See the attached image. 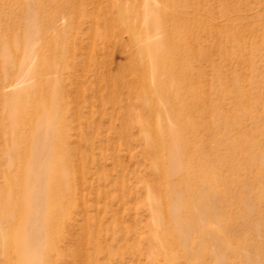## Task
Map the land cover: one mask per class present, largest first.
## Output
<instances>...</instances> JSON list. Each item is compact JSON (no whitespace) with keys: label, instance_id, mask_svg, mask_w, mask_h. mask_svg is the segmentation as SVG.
<instances>
[{"label":"rangeland","instance_id":"1","mask_svg":"<svg viewBox=\"0 0 264 264\" xmlns=\"http://www.w3.org/2000/svg\"><path fill=\"white\" fill-rule=\"evenodd\" d=\"M29 9L41 37L31 58L22 39L5 62L3 40L33 25ZM152 43L166 59L158 78L170 103L154 75L142 74ZM54 77L62 151L50 157L65 155L58 167L70 174L46 205L42 264H264V0H0V225L8 176L24 174L33 107L49 100ZM170 106L179 119L168 116ZM23 113L31 122L11 125ZM160 121L186 133L190 162L170 179L162 171L168 141L146 130ZM198 170L207 171L203 192L214 201L201 216L183 212L191 230L184 249L160 211L179 199L171 186L182 179L199 198ZM8 231L0 264H16Z\"/></svg>","mask_w":264,"mask_h":264},{"label":"bare ground","instance_id":"2","mask_svg":"<svg viewBox=\"0 0 264 264\" xmlns=\"http://www.w3.org/2000/svg\"><path fill=\"white\" fill-rule=\"evenodd\" d=\"M27 3H29V1ZM29 18L33 22V25L28 27L22 37L13 35L11 38L3 40L2 58L5 62L11 60L10 51L14 50L18 44L21 43L22 39L26 40L27 58H31L32 53L34 52L35 44L37 43L39 37H41V27L38 26L37 16L32 9H29ZM146 19L150 23L158 21L157 15L153 14L148 15ZM53 43L54 40L50 41V45ZM143 50L148 52L151 59L149 65H145L144 63L143 67H141L142 74H144L145 78L148 77L149 74L154 75L153 77L156 78L155 88H158L160 93L167 99V102L170 103L171 94L167 82L163 80V78H158L162 77V74L164 76L162 65L165 63L166 59L160 55L162 48L154 47L152 43L148 44ZM55 64L56 63H49L48 65L47 62V65L49 66L48 69L56 68L58 64ZM22 66H29V62L25 61L21 67ZM56 79L57 78L54 77L51 81H48L50 87L52 88L49 100L47 102L43 101L33 107L36 110V117L34 128L31 132L27 133L29 146L28 154L23 158L24 174L23 176H8L7 190L4 192H8L4 197V202L8 208L5 213L1 215V218H4L5 226L0 225V235L7 238L10 236L8 229H14L12 240H9V242H11L14 247L18 248L16 253V264H42V249L46 246V237L48 234L42 225L43 219L46 215V205L47 202L51 200L53 193L60 191V187H56L55 183L59 181L64 182L70 174L68 166L58 167L59 162L64 164L66 158L65 155L62 154L58 159L54 158V160H51L50 157L51 155H57L62 151L61 139L58 134L55 133V127L58 121V104L60 102V95L57 93L58 83ZM145 89L146 95L149 96L152 90L149 89L148 85ZM17 97H19V100H22L23 98L22 94ZM16 99L17 98H13L11 101H8V109L12 110L10 105L13 104ZM27 114L28 113H23L19 117V120H17L16 117V119L11 117V125H14L15 121H19V123L31 122L30 118L27 117ZM168 116L177 120V118L179 119L180 114L172 108V106H170ZM159 124V128L156 126L154 129L146 130L149 135H156L158 132L160 134V138L162 139L161 142L164 140L168 141L166 145L164 144L167 150L164 151L162 155V159L166 160L168 165L166 169L163 168L162 171L165 177L170 179L173 175L186 171L190 162L188 157L185 159L183 156V154L186 153V142L185 139L183 140L186 133L184 129H182L184 125L181 124V127L178 122L173 127L163 125V122L161 121ZM18 126L19 125L15 127L14 132L19 131ZM20 129H22L23 133H26V129ZM16 137L19 138L18 136ZM11 141V152L12 154H16L17 150H20L21 148L20 142L18 143L17 141H13V139ZM162 144L155 141V144H153L151 148H157L159 150L163 146ZM195 154L196 153H192V155ZM199 156L200 154H197V158ZM202 157L203 156L201 154V159ZM18 158L19 156L15 155V159ZM194 176L196 177L193 179L198 182V186L201 188L198 195L199 198L197 200L190 198L188 193L190 189H188V186L191 185V183L188 182V179H182L184 185L172 184L171 186L172 192L176 194L179 199L175 201L171 200L165 209L160 211L162 216H165L168 219V222L171 223V232L181 240L184 249L188 246L187 244L189 242L191 230L188 224H183L182 222L184 221L183 212H186L191 216L195 214L201 216L205 212L206 204L214 201V195L212 193L208 196L203 192L204 184L207 179V171H199V173ZM66 180L68 181V178ZM67 181L65 182V185L67 186L66 188L69 189L70 185H68ZM210 185H212L211 182ZM16 189H19L21 193L18 195L20 197L19 199H21V203L19 205L14 203L16 195L12 196V193ZM8 194H10L9 197H7ZM9 220L12 221L10 224H7L6 222ZM224 258L222 259V262L224 261ZM222 262H220V264H222Z\"/></svg>","mask_w":264,"mask_h":264}]
</instances>
